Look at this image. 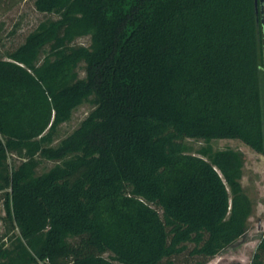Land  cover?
Returning a JSON list of instances; mask_svg holds the SVG:
<instances>
[{
    "label": "trees",
    "instance_id": "trees-1",
    "mask_svg": "<svg viewBox=\"0 0 264 264\" xmlns=\"http://www.w3.org/2000/svg\"><path fill=\"white\" fill-rule=\"evenodd\" d=\"M35 7L59 19L41 23L8 60L0 47V264H176L182 254L183 264H207L246 235L245 154L188 155L183 141L238 139L264 155L256 0ZM86 36L89 47L75 44ZM89 100L94 111L54 146ZM11 156L20 164L10 167ZM42 159L61 163L38 175ZM251 264H264V237Z\"/></svg>",
    "mask_w": 264,
    "mask_h": 264
},
{
    "label": "rangeland",
    "instance_id": "rangeland-1",
    "mask_svg": "<svg viewBox=\"0 0 264 264\" xmlns=\"http://www.w3.org/2000/svg\"><path fill=\"white\" fill-rule=\"evenodd\" d=\"M0 0V47L2 56L8 60V56L14 53L19 47L25 44L27 37L37 30L39 25L49 20H57L56 14L41 13L36 10L35 0ZM78 46L89 47L91 38L89 36L78 38L75 42ZM49 52L46 46L39 56V64L43 62L44 56ZM79 76L86 77V65L79 66ZM95 107L89 100L79 106L72 114L69 122L62 124L57 133L54 146L69 137L80 124L94 111ZM0 137H2L0 135ZM188 155L202 157V151L210 148L212 153L222 150L241 151L246 156V163L243 168L241 184L245 194L253 204V214L248 222V232L238 239L232 246L224 250L220 255L209 259L207 264H232L240 262L251 264L252 257L259 243L264 237V155L255 152L248 145L238 139H214L205 141L203 139L186 138L183 141ZM61 161L42 159L37 174L48 172ZM10 167L19 165L20 160L10 157ZM8 190L0 192V238L7 232L6 211L4 197ZM17 241H6L8 248H15ZM111 252L102 255L103 258L111 260ZM189 261L187 254L175 258L176 264H183Z\"/></svg>",
    "mask_w": 264,
    "mask_h": 264
},
{
    "label": "flooded vegetation",
    "instance_id": "flooded-vegetation-1",
    "mask_svg": "<svg viewBox=\"0 0 264 264\" xmlns=\"http://www.w3.org/2000/svg\"><path fill=\"white\" fill-rule=\"evenodd\" d=\"M257 15L258 20L264 29V0H258Z\"/></svg>",
    "mask_w": 264,
    "mask_h": 264
},
{
    "label": "built area",
    "instance_id": "built-area-1",
    "mask_svg": "<svg viewBox=\"0 0 264 264\" xmlns=\"http://www.w3.org/2000/svg\"><path fill=\"white\" fill-rule=\"evenodd\" d=\"M41 264H47V261H45V262H41Z\"/></svg>",
    "mask_w": 264,
    "mask_h": 264
},
{
    "label": "water",
    "instance_id": "water-1",
    "mask_svg": "<svg viewBox=\"0 0 264 264\" xmlns=\"http://www.w3.org/2000/svg\"><path fill=\"white\" fill-rule=\"evenodd\" d=\"M257 3H258V2H257V0H256V5H257Z\"/></svg>",
    "mask_w": 264,
    "mask_h": 264
}]
</instances>
